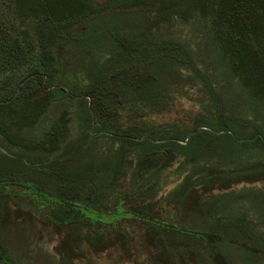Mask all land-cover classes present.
<instances>
[{"label": "trees", "instance_id": "16d2710c", "mask_svg": "<svg viewBox=\"0 0 264 264\" xmlns=\"http://www.w3.org/2000/svg\"><path fill=\"white\" fill-rule=\"evenodd\" d=\"M178 2L196 4V11L212 4L211 30L224 47L230 75L264 104V60L247 40L249 28L257 29L264 20L263 0H0V264H73L71 255L55 263L31 255L28 242L12 230L9 196L15 185L28 184L47 198L37 204L38 211L62 227L84 217L80 204L100 210L114 205L127 174L147 181L168 153L182 176L174 190L181 199L198 190L264 182L260 126L241 135L237 120L227 115L182 48L156 37L155 24L167 17L162 10ZM137 12L141 19L147 16L135 31ZM76 24L82 28L74 30ZM185 62L222 106H215V120L197 115L186 128L147 121L142 104L162 109L187 76ZM49 111L55 116L48 120ZM73 117L77 128L71 135ZM7 185L12 190L6 191ZM233 193L264 210V185ZM144 211L136 210L157 232L160 224ZM91 233L92 241L102 237ZM165 235L173 238L172 244L162 241L166 264L224 263L221 252L208 256L199 247L216 241L213 225L201 231L171 229Z\"/></svg>", "mask_w": 264, "mask_h": 264}, {"label": "rangeland", "instance_id": "374dc122", "mask_svg": "<svg viewBox=\"0 0 264 264\" xmlns=\"http://www.w3.org/2000/svg\"><path fill=\"white\" fill-rule=\"evenodd\" d=\"M98 2L103 4L105 0ZM185 4L178 2L171 11L165 8L162 10L167 17L155 24L156 37L182 48V53L192 60L200 75L207 77L227 115L237 120L241 135L252 134L257 125L260 126L259 134L263 135L264 104L250 95L238 78L230 75L229 62L224 57L225 52H222L224 47L214 38L211 30L209 14L212 4L200 6L199 11L192 9L196 7L195 3L193 6ZM136 15L138 19L133 27L138 31L146 22L144 17L147 15L142 14V19L139 12ZM76 28L81 29V24L73 27L74 30ZM249 29L251 35L247 37L248 44L253 45L264 60V20L259 22L257 29ZM66 48H72V45ZM184 64L186 67L182 70L187 76L182 78L177 93L174 92L171 98L165 100L162 109L142 104L141 114L147 121L186 128L197 115L215 120V106L220 108L221 105L211 98L206 84L202 82L205 80L196 76L193 78L187 62ZM54 116L55 111H49L47 119ZM76 128L77 122L73 117L69 126L71 135H74ZM172 156L166 154V161H163L162 156V162L154 166L151 176L145 182L137 181L133 175L127 174L119 182V194L114 199V205L100 210L80 204L84 217L71 219L68 225L62 227L52 223L46 211H38L37 204H44L47 198L40 196L28 184L15 185V192L9 196L12 230L28 242L31 255L48 257L50 263L57 262L60 256L71 255L73 264H166L163 258L165 245L162 241L172 244L173 239L165 238L167 231H201L213 225L217 234L216 241L199 246L205 254L211 256L221 252L224 256L223 264H264V210L249 200L238 199L233 193L242 188L257 189L264 182L242 181L228 188L198 190L189 198L181 199L174 190L182 176L176 173V159H172ZM157 169L160 170L156 175ZM6 189L12 190V187L7 185ZM77 201L80 202V199ZM137 209L145 210V216L154 218L160 224V229L156 232L146 227L141 220L144 213L136 212ZM88 218L100 220L101 223L95 225ZM95 231L102 234V237L94 238L91 235L94 238L92 241L88 235ZM174 239L177 242L181 240L176 235Z\"/></svg>", "mask_w": 264, "mask_h": 264}]
</instances>
